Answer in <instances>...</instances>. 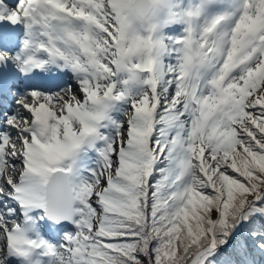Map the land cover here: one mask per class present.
<instances>
[{
	"label": "snow or ice",
	"instance_id": "1",
	"mask_svg": "<svg viewBox=\"0 0 264 264\" xmlns=\"http://www.w3.org/2000/svg\"><path fill=\"white\" fill-rule=\"evenodd\" d=\"M0 264H264V0H0Z\"/></svg>",
	"mask_w": 264,
	"mask_h": 264
}]
</instances>
